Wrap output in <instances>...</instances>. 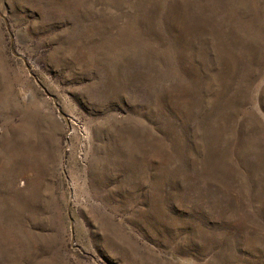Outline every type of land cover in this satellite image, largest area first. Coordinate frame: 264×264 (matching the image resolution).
I'll use <instances>...</instances> for the list:
<instances>
[{"label": "rangeland", "instance_id": "374dc122", "mask_svg": "<svg viewBox=\"0 0 264 264\" xmlns=\"http://www.w3.org/2000/svg\"><path fill=\"white\" fill-rule=\"evenodd\" d=\"M0 264H264V0H0Z\"/></svg>", "mask_w": 264, "mask_h": 264}]
</instances>
